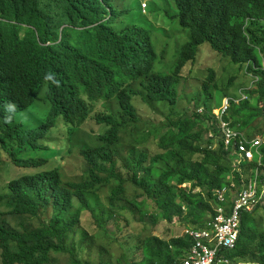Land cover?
<instances>
[{
  "label": "trees",
  "instance_id": "1",
  "mask_svg": "<svg viewBox=\"0 0 264 264\" xmlns=\"http://www.w3.org/2000/svg\"><path fill=\"white\" fill-rule=\"evenodd\" d=\"M141 1L0 0V163L5 152L17 167L45 166L47 156L21 155L47 151L43 141L57 126L58 118L66 126L69 139L88 121L104 127L97 136V146H80L87 173L83 181L62 184L58 169L52 168L9 182L10 194L0 195V201H12L10 213L41 218L49 212V217L41 227L25 232L9 229L0 220L1 264H44L50 250L69 253L72 264H88L66 243L78 223L77 215L70 213L72 200L76 198L82 208L92 212L86 193L109 180L118 182L110 202L119 200L124 184L130 182L154 203L160 219L172 223L183 216L187 228L199 229L214 214L213 190L228 184L229 175L241 186L242 174L250 176L259 167L256 158L245 164L243 173L234 171L232 158L217 137L216 121L208 105L214 88L210 84L214 80L212 69L204 81H199L205 96L203 113L194 112L193 116L170 122L172 130L163 140L162 152L150 158L143 169L145 174L126 169L123 163L118 165L116 146L121 129L143 118L135 100L144 104L165 102L174 111L179 101L177 86L181 79H187L182 71L187 64L197 63L204 46L234 65H246V70L257 79L250 90L244 91L245 100L230 105L226 117L230 125L254 138L253 124L264 120V0H145L148 12L153 14L162 7L173 8L175 13L170 18L189 32L188 41L171 58V65L158 62L153 29L132 20L134 13L141 15ZM50 42L56 45L43 47ZM45 51V56H41ZM44 62V73L63 67V81L69 87L52 96V109L43 123L25 127L17 122V115L34 100L30 93L33 87L27 86L29 81L25 80L29 77L26 67L32 63L34 71ZM136 81H140L139 86L133 87ZM112 100L117 103L115 108L93 110V103ZM209 131L216 138H208ZM204 135L203 157L215 160L213 169L203 162L183 158L182 151H199L193 142ZM260 152L259 168L264 171V147ZM146 156L142 152L137 164H142ZM220 160L227 162V167L220 165ZM158 162L167 169L152 180V166ZM174 176L181 183H189L190 191H176L169 184ZM261 179L264 181V175ZM195 189L198 191L194 192ZM255 215L242 214L235 247L223 251L234 261L264 264V232L259 231ZM10 242L17 248L13 249ZM190 245L191 240L180 236L164 239L152 235L143 240V257L130 264H179Z\"/></svg>",
  "mask_w": 264,
  "mask_h": 264
},
{
  "label": "rangeland",
  "instance_id": "2",
  "mask_svg": "<svg viewBox=\"0 0 264 264\" xmlns=\"http://www.w3.org/2000/svg\"><path fill=\"white\" fill-rule=\"evenodd\" d=\"M141 2H145V0ZM174 13L173 8L162 7L152 16L146 13L148 19L138 13H134L132 16V20L136 24L153 29V46L159 63L163 60H171L174 54L177 55L180 46L188 41V30L182 28L175 18H170ZM157 36L159 37L158 44ZM162 50L163 55H161ZM169 66L166 65V67ZM209 69L214 71V80L210 82L214 88L211 89L212 97L208 103L212 109L220 104L223 97L237 98L239 91L248 88L255 81L253 75L246 70V65H234L229 59L215 56L207 46H204L197 63L187 64L182 71L183 77L187 79H181L177 86L179 101L174 111H170L165 102L144 104L139 99L135 100L136 107L143 118L136 123H129L121 129L119 142L116 146L120 158L119 166L123 163L126 169H133L139 175L145 174L143 169L149 165L150 158L162 152L163 140L172 130L170 122L183 116H193L194 112L203 108L205 96L200 91L199 81L206 79ZM116 104L114 101L108 102L107 106L115 108ZM103 108L101 103H96L93 106V110H103ZM41 111H45V109L39 107L37 112ZM17 119L27 127H36L41 122L36 117L28 115V112L19 113ZM58 122L56 129L50 131L43 141L48 146L47 151L37 153L31 151L30 154L21 155V157L28 158L47 156L49 161L45 166L39 169H22L12 163L8 154H3V161L0 165V195L10 193L8 185L11 180L52 168L58 169L62 184L81 182L87 178L86 164L80 155V146L85 144L91 147L97 146L99 144L97 136L104 131V127L88 121L87 124L79 127L69 139L66 126L61 120ZM253 127L257 130L254 129L255 136H264L263 119L257 120ZM204 142H206L205 135L193 142V146L199 151L192 153L182 151L183 158L203 162L208 168L213 169L215 160L203 157ZM142 152L146 153V160L142 164H137ZM219 164L227 167L225 161L220 160ZM152 168V180H157L162 171L167 169L160 162L155 163ZM169 184L173 185L176 191L183 188L188 192L191 189L189 183H181L177 176H174ZM117 186L116 180H109L86 193L92 212L82 208L76 198L72 200L70 213L77 215L78 223L72 234L68 236L66 243L80 253L85 263L130 264L133 261H139L143 257L144 239L152 235L164 239L176 237L182 233L183 229L187 228L183 223V216L182 218L176 217L172 223L160 219L159 211L155 208L154 203L146 199L142 195V191L130 182L124 184V193L119 200L110 202L111 192ZM197 191L194 190V192ZM131 202H134L136 206H133ZM12 209L13 203L9 198L1 200L0 220L7 228L20 232L41 227L44 220L49 217V212L43 213L39 218L12 214L10 213ZM255 221L259 231L264 232V213H257ZM10 246L13 249L17 248L14 242H10ZM44 264H72V258L69 253L50 250L48 261Z\"/></svg>",
  "mask_w": 264,
  "mask_h": 264
},
{
  "label": "built area",
  "instance_id": "3",
  "mask_svg": "<svg viewBox=\"0 0 264 264\" xmlns=\"http://www.w3.org/2000/svg\"><path fill=\"white\" fill-rule=\"evenodd\" d=\"M246 95L239 91V96L223 97L220 104L211 110L216 121L217 137L221 140L223 149L232 158L234 171L243 173L246 163L258 158L262 167L261 147H264V136L247 137L230 125L226 120L230 105L245 100ZM203 108L198 109L202 114ZM208 138H216L211 131ZM256 168L252 175L242 174L241 186L229 175L226 185L213 190L214 214L209 218L204 228H185L180 237L191 240V245L180 258L179 264H245L244 260L234 261L224 254L225 249H232L239 238L242 214L264 213V181L261 177L264 171Z\"/></svg>",
  "mask_w": 264,
  "mask_h": 264
},
{
  "label": "clouds",
  "instance_id": "4",
  "mask_svg": "<svg viewBox=\"0 0 264 264\" xmlns=\"http://www.w3.org/2000/svg\"><path fill=\"white\" fill-rule=\"evenodd\" d=\"M140 6H141V10H140L141 15L145 16L147 19H148V15H146V13L150 14L151 16L154 15L153 13L148 12V10H147V1L141 2ZM161 36H163V35H161ZM156 38H157V44H158L159 43V37L157 36ZM60 39H61V35L58 36L57 42ZM53 44H54L53 42L46 43V44L43 45V47L44 48L52 47ZM46 53L47 52L45 51L44 53L41 54V56H45ZM27 58L30 59L29 57H27ZM169 62H170V65H171V62H172L171 60H168V61L163 60L164 64L169 63ZM19 66L22 67L21 64H19ZM44 66H45V62H44V64L42 66H40L38 69L33 71L32 63H31L30 65H28L26 67V74L29 75V77L25 78L26 81H29L27 86H29V87L32 86L33 87L32 90L30 89V93L33 94L34 100L30 104V106H28L27 109L25 111H23V112H28V115L36 117L38 119V121H41L40 123H43L45 121V119L47 118V116L49 114V111L52 109V101H51L52 96L56 92L60 93L63 88L69 87L68 84H67V81H63L66 78V76L64 74V68L63 67H57V68L51 69L48 72L44 73V71H43ZM263 69H264V67H263ZM256 80L257 79L255 78V81ZM255 81H253V82H255ZM139 82L140 81H136L135 83L132 84V86L133 87H135V86L138 87L139 86ZM252 84L253 83H251L248 88L243 89V92L250 90ZM83 97H84V99H86L85 95H83ZM113 101L116 102L115 100H112V101H110V103L113 102ZM96 103H101L103 105V107H104L103 110L105 109V106H107V104H108V103H104L103 104V101H98V102L93 103L92 105L94 106ZM39 107H42L43 109H45V111H41V112L38 113L37 109ZM100 111H102V110H100ZM57 120L58 121L59 120L62 121L61 118H58ZM17 122L21 123L22 125H24L26 127V125L23 122L18 121V119H17ZM57 126H58V124H57ZM56 127L51 129V131L56 129ZM3 154H5V152H3ZM2 161H3V155H2ZM2 161H1V163H2ZM1 163H0V165H1ZM8 194H10V193H8Z\"/></svg>",
  "mask_w": 264,
  "mask_h": 264
},
{
  "label": "crops",
  "instance_id": "5",
  "mask_svg": "<svg viewBox=\"0 0 264 264\" xmlns=\"http://www.w3.org/2000/svg\"><path fill=\"white\" fill-rule=\"evenodd\" d=\"M168 239V238H167Z\"/></svg>",
  "mask_w": 264,
  "mask_h": 264
}]
</instances>
